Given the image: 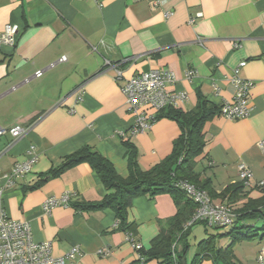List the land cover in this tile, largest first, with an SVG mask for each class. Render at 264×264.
<instances>
[{
	"label": "crops",
	"instance_id": "1",
	"mask_svg": "<svg viewBox=\"0 0 264 264\" xmlns=\"http://www.w3.org/2000/svg\"><path fill=\"white\" fill-rule=\"evenodd\" d=\"M151 1L0 0V33L8 23L21 29L14 47L0 45V127L21 124L28 129L19 139L10 133L0 136L3 207L13 220L30 224L35 241H51L56 256L79 245L82 253L73 264L143 263L127 233L117 228L113 209L87 211L69 205L49 214L43 211L50 196L70 193L71 200L85 202L104 197L103 183L89 163L42 181L45 174L65 156L89 144L126 177L127 141L146 170L172 153L182 132L176 119L159 112L151 130L132 134L134 116L127 109L110 62L119 63L125 77L154 68L174 71L173 89L188 94L177 107L184 111L195 108L201 99L218 108L232 101L237 92L232 78L238 68L243 79L253 82L251 113L228 119L218 111L205 123L207 144L196 158L195 171L219 195L241 181L238 168L246 163L253 171L252 185L232 207L237 210L249 198L262 195L264 0H166L159 8ZM168 10L173 11L169 18L165 17ZM63 56L66 60L58 61ZM39 70L43 72L37 76ZM189 70L194 71L191 77ZM81 85L83 99L78 101L72 92ZM30 147L39 155L33 170L9 183L13 166L27 158ZM213 200L227 201L219 196ZM176 211L175 200L167 192L133 200L128 218L145 249ZM232 241L225 236L219 244L227 246ZM263 246L262 233L237 241L236 260L260 264L257 257ZM101 249L110 253L102 255ZM203 264L214 263L204 260Z\"/></svg>",
	"mask_w": 264,
	"mask_h": 264
},
{
	"label": "trees",
	"instance_id": "2",
	"mask_svg": "<svg viewBox=\"0 0 264 264\" xmlns=\"http://www.w3.org/2000/svg\"><path fill=\"white\" fill-rule=\"evenodd\" d=\"M221 107H212L207 100L201 99L190 111L177 107L164 108L161 115L176 119L182 132L174 141L172 153L149 169L145 170L140 166L137 150L128 141L126 145L129 149V174L126 177L119 174L114 164L96 147L86 144L65 156L60 164L45 174L42 181L57 176L80 163H89L103 183L105 195L97 202L70 200L69 205L87 211L113 209L118 220L117 228L131 233L136 242L140 241L136 238L133 224L128 218L133 200L146 194L170 193L177 205V211L161 227L159 234L152 240L150 248L139 249L138 252L144 257V260L138 259L140 263L147 264L148 261L155 260L157 264H203L204 260H212L214 264H243L236 260L234 244L243 239H252L261 233L264 234V183L260 185L262 193L260 197L249 198L235 210L232 203L239 200L243 190L248 187L241 179L240 182L226 187L222 193L216 195L214 190L208 187V183L203 182L199 173L195 171L196 158L203 153L207 144L204 125L215 113L220 112ZM181 180L206 190L212 200L217 196L227 199L223 203L233 210L235 214L233 223L222 227L209 226L206 222L196 221L187 226L198 205L187 196L179 184ZM38 185L40 183L36 186ZM196 224L204 225L206 236L198 242L197 252L192 260L188 261V253L192 246V230ZM209 228L215 231L210 232ZM226 228L229 229L222 230ZM225 236L232 237L233 241L227 246H222L219 241Z\"/></svg>",
	"mask_w": 264,
	"mask_h": 264
},
{
	"label": "built area",
	"instance_id": "3",
	"mask_svg": "<svg viewBox=\"0 0 264 264\" xmlns=\"http://www.w3.org/2000/svg\"><path fill=\"white\" fill-rule=\"evenodd\" d=\"M151 4L155 8L162 7L166 0H152ZM173 15L172 10L165 11V17ZM194 19L191 20V23ZM21 33L19 25L8 23L0 33V45L14 47L17 44ZM66 57H61L58 61H65ZM129 59H125L128 61ZM54 63L51 64L53 66ZM245 65V62L240 64ZM116 71L115 79L121 83V90L126 99V106L134 116L132 134H141L153 128L157 119V113L167 107H178L188 99L186 91L173 89L176 82L174 71L168 68H154L140 74L125 77L119 63H108ZM42 70L36 72L37 76L42 74ZM193 70H189L187 75L191 77ZM233 84L237 92L232 101L222 105L220 113L228 119H242L248 117L252 106L249 99V92L253 82L243 79L239 75V69L234 70ZM78 101L83 99V86L77 87L73 92ZM72 112L74 109H70ZM28 129L21 124H16L10 128L0 127V136L10 133L14 139L25 136ZM263 147V142L260 143ZM39 159V155L34 147L27 151V158L17 162L8 175L9 183H14L15 179L30 173ZM239 177L246 186H251L253 171L246 163H241L238 168ZM179 184L186 192L187 196L193 199L198 207L193 218L187 226L196 221L206 222L209 226H229L233 223L235 214L233 210L223 202L212 200L206 190L201 189L188 181L181 180ZM263 184V183H262ZM4 187L0 186V264H73V261L82 253L79 245H74L65 254L56 256L53 253L51 241L37 242L33 239L31 226L28 222L16 221L10 218L3 207ZM71 200L70 193L48 197L42 209L45 213H51L57 207L69 206ZM127 239L132 243L137 251L138 259L144 260L139 249L143 246L136 242L131 233H127ZM109 249H101L100 254L107 255ZM257 260L264 264V246L261 248ZM145 264V263H143Z\"/></svg>",
	"mask_w": 264,
	"mask_h": 264
},
{
	"label": "rangeland",
	"instance_id": "4",
	"mask_svg": "<svg viewBox=\"0 0 264 264\" xmlns=\"http://www.w3.org/2000/svg\"><path fill=\"white\" fill-rule=\"evenodd\" d=\"M225 230V229H222ZM210 232H214L215 229L209 228ZM206 236L205 234V228L204 225L202 224H196L193 227V233L191 235V244L192 247L190 249V253H189V260L194 256V254L197 252V244L198 242L204 238Z\"/></svg>",
	"mask_w": 264,
	"mask_h": 264
}]
</instances>
